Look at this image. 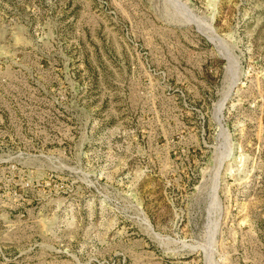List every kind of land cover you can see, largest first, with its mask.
<instances>
[{
	"label": "rangeland",
	"instance_id": "374dc122",
	"mask_svg": "<svg viewBox=\"0 0 264 264\" xmlns=\"http://www.w3.org/2000/svg\"><path fill=\"white\" fill-rule=\"evenodd\" d=\"M0 264H264V0H0Z\"/></svg>",
	"mask_w": 264,
	"mask_h": 264
}]
</instances>
